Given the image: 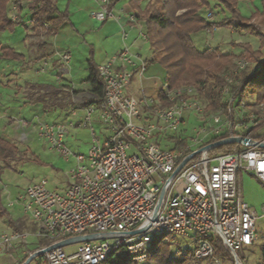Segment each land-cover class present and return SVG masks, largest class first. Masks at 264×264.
Returning <instances> with one entry per match:
<instances>
[{"label": "built area", "instance_id": "1", "mask_svg": "<svg viewBox=\"0 0 264 264\" xmlns=\"http://www.w3.org/2000/svg\"><path fill=\"white\" fill-rule=\"evenodd\" d=\"M93 1L100 7L92 14L95 20L118 19L108 9V0ZM12 10L17 11L14 5ZM214 16L207 11L205 20L218 22ZM11 19L16 21L17 16ZM128 24L130 29L137 24L132 13ZM121 36L125 41L128 31L122 30ZM139 36L147 40L142 30ZM56 55L57 64L44 58L36 72L49 70L58 81L60 67L67 66L72 55L67 49ZM145 61L124 45L97 66L103 82L98 104L76 106L51 122L42 120L41 106L35 113L37 123L17 119L21 142L28 140L32 126L52 151L66 161L73 158L75 164L67 172L64 190H52L41 179L8 201L9 208L21 207L35 230L1 233L0 258L15 261L14 252L22 249L21 255L28 257L20 264H104L112 253L136 264H150L149 244L164 233L187 239L195 264H247L244 251L256 242L259 216L242 198L239 175L246 172L264 183V101L251 93V84H241V73L258 69V64L238 58L233 71L223 75L226 106L207 112L192 85L168 89L165 81L163 100L127 93L135 75L144 73ZM186 114L200 116L201 136L187 144V151L162 147L160 139L176 131ZM83 128L90 131L92 140L86 153H75L65 139L71 130ZM216 137L240 141L235 142L236 150L213 153L210 140ZM86 236L95 238L44 251L58 242ZM30 238L37 243L33 249ZM214 239L220 241L228 259L215 256ZM40 240L51 244L41 245ZM71 245L76 248L65 251Z\"/></svg>", "mask_w": 264, "mask_h": 264}, {"label": "trees", "instance_id": "2", "mask_svg": "<svg viewBox=\"0 0 264 264\" xmlns=\"http://www.w3.org/2000/svg\"><path fill=\"white\" fill-rule=\"evenodd\" d=\"M123 0H108V9ZM131 13L137 22H145L147 42L151 49V58L146 60L148 64H158L166 72V83L168 89L180 87L181 85H192L199 91V96L206 104L207 112H216L226 105L222 103V90L225 87L224 74L231 73L234 68L231 55H223L217 48H208L199 51L193 44L191 35L194 33L209 30L212 27L223 28L230 26L236 33L244 31V27L250 28V18L244 17L239 9L241 0H150L144 11L139 13L140 3L143 0H127ZM211 1H216L229 16L225 21L208 22L202 17V10L208 8ZM22 2H28L29 17L33 34L43 39L35 43L36 59L27 57L17 52L13 47L3 46L0 42V60L21 62L23 66L27 63H35L49 57L51 47L48 38L55 36L62 24L68 18L66 11L59 10L54 0H0V35L6 30L13 31L16 26H24L17 16L12 21V5L18 13L22 8ZM13 3V4H12ZM264 9V0H261ZM19 15V14H18ZM253 34V33H252ZM254 35V34H253ZM259 39L258 49H253L248 43L243 44L242 51L238 58L258 64V69L241 73V84H251L258 101H264V36ZM48 51V53H46ZM233 64V65H232ZM232 65V66H231ZM88 77L86 82L90 86L94 100H85L82 106L98 104L103 96V82L99 77L97 65L90 57L88 60ZM29 91L26 92L28 100L32 103H39L43 106L45 113L70 108L72 97L76 93L66 85H54L51 83H27ZM158 97L163 100V93ZM174 138V137H173ZM222 137L210 140V143L220 141ZM172 149H187L183 139L177 140ZM237 149V144L230 143L215 147L213 153H223ZM23 161L22 155L17 147L9 140L0 135V181L5 169H11V163ZM0 215H8L2 208L0 188ZM17 231H23L26 223L22 220L10 219ZM31 232L35 230L32 223ZM215 247V256L228 259V255L222 249L218 239L212 240ZM32 244V243H31ZM33 249L37 243H33ZM41 245H50L46 240H40ZM175 244V245H173ZM173 247L176 249L173 250ZM260 259L264 264V243L260 245ZM28 256H24L23 259ZM148 257L150 264H193L195 263L194 251L190 247L182 248L177 244L176 239L170 234L156 235L149 244ZM104 264H136L128 257L116 253L110 254Z\"/></svg>", "mask_w": 264, "mask_h": 264}, {"label": "rangeland", "instance_id": "3", "mask_svg": "<svg viewBox=\"0 0 264 264\" xmlns=\"http://www.w3.org/2000/svg\"><path fill=\"white\" fill-rule=\"evenodd\" d=\"M149 2L150 0H143L140 3L139 13L144 11ZM120 4H122V2ZM120 4L118 5V7L120 6ZM242 6L250 12L253 9V5L250 3V0H244L242 2ZM207 11L213 12L215 15L214 19L216 21H219L220 23L222 21H225L226 17L229 16V14L224 11L216 1H211V5L208 8L202 10L201 15L203 18H205ZM8 14L11 17L18 16V12L13 11L12 8L11 12ZM96 23V28L94 27L89 29L94 30L95 33L91 32L88 35L85 33L86 31H83L78 36H65L59 34L60 36L58 35V37H56L57 44L59 46L58 48H68L70 49L73 57H78V59H80L79 61L73 63L74 70L76 69L77 72V75L75 76V82L77 84L83 81L86 77V70L84 69L85 67L83 65V63H85V59L83 55L84 53L86 54V56L89 55V46H92L94 54L96 53V58H104V60L106 57L110 56L123 47L120 36L110 37L106 39L104 38V35L102 33H96V30L100 27L101 22L98 21ZM251 23L252 25L250 28L244 27V31L239 33H236L230 26L217 29L214 26L209 30L194 33L193 35H191V39L197 50L203 51L208 48H217L223 55H231L233 57L232 63H235L240 52L242 51L241 46L243 44L248 43L252 46L253 49H258L260 43L258 37L256 36L258 35L261 38L264 36V15L255 17V19L251 21ZM139 26H141L143 33H146L145 22H139ZM16 27L19 31L16 28L15 31L6 30L2 32L0 35V42L9 47H13L18 52H23V29L20 25ZM26 31L28 35H33V38L31 40L28 39V42L31 41V43H34L41 40V38L34 36V32L31 28L27 27ZM129 31L128 35H130V39L127 42V45L130 44L133 39L138 38L139 36V33L137 31H133L131 34ZM83 35H85L84 38H86V41H83ZM139 39L140 40L138 41L137 45L131 48V50L134 53L140 54L144 59L150 60L151 49L149 43L147 42V40L140 38V36ZM53 40H55V38ZM62 44H64L66 47ZM26 47L29 52L35 51V48L29 43L26 45ZM36 57L38 56L34 55L32 58L36 59ZM39 65L40 62H37L34 65L29 66L30 68L32 67V70H36ZM20 67H22L23 75L26 76L28 81L25 76L20 75V72L13 73L12 71L7 70L13 69V71H15L16 68L14 65L0 61V70H7V73L0 75L1 127H3L4 123L6 122V120H3V112L5 113V110H7L8 114H11L14 117L17 116L19 108L22 104L18 103L15 99L22 100L24 98L26 92L29 91L27 83H33L41 78L43 80L46 78L50 81L55 79L54 75L48 74L49 70L41 74H35V71L27 72V70H29L27 68V65L23 66L21 64ZM166 79V72L161 66H159L158 64H148V70L142 77V84L145 87L146 96L156 99L158 97L157 91L162 87ZM25 81L27 82L25 83ZM90 95V92L86 93V96ZM248 97L251 103L255 101L254 96L250 95ZM57 114L46 113L42 120L50 122L54 121L57 118ZM34 115L35 111H32L30 107H25L22 112V116L26 119H30ZM34 121L35 123L38 122L37 117L34 118ZM199 127L200 116L186 114L184 123L176 131L171 132L169 136L160 139L162 140L160 141V145L164 148H172L174 143H176L177 140L180 139H183L186 144H190L192 139H197L201 136L198 135ZM5 128L10 135L20 134L17 130L13 131L10 127H8L7 122ZM30 130L31 132L29 131L28 140L26 142L23 143L19 140L13 142V144L17 147L19 153L22 155L23 161L12 162L11 169H5L1 175L0 188L2 208L8 215H0V234L3 232L17 231L14 229V225L10 223V219H13L14 221H24L26 223V227L21 232H31V229L33 227L32 221L28 217H25L23 215L21 207L19 205H15L12 208L7 207L6 205L8 201L14 200L18 193L26 188V186H28L29 184L37 182L41 179H45L48 183V187L52 190H64L68 185V181L66 178L67 172L71 168H73L75 164L73 158L69 159V161H66L61 155L52 151L49 148V145L44 140L38 138L32 126L30 127ZM91 140L92 139L90 131L83 128L71 130L70 134L66 137L65 142L71 151L75 153H86ZM239 185L243 200L249 206H251L259 216L256 221V242L250 250L246 249L244 251V255L247 258L246 263L260 264L261 254L259 247L264 243V216H261V207L264 205V183L260 182L249 173L241 172L239 175ZM29 240L30 242H32V244H30V247H33L34 239L30 238ZM176 242L182 248L187 247L190 243L185 238H177ZM75 248L76 245L67 246L65 247V251L70 252ZM174 249L175 248L173 247V250ZM21 251L22 249H18L14 252L15 261L10 260L6 256L1 257L0 264H20L23 260Z\"/></svg>", "mask_w": 264, "mask_h": 264}, {"label": "crops", "instance_id": "4", "mask_svg": "<svg viewBox=\"0 0 264 264\" xmlns=\"http://www.w3.org/2000/svg\"><path fill=\"white\" fill-rule=\"evenodd\" d=\"M54 1L56 2L59 10L67 12L68 18L66 19V21L60 27L59 32L55 36H53L51 38H48L50 40H47L50 43V45H51V47L49 48L48 51L49 52H53L49 57H46L50 64L51 63L57 64V59L58 58H57L56 52L58 50L65 49V48H62V47L58 48L59 46L57 44L56 37H58L59 34L60 35H65V36H67V35H69V36H78L83 31L84 32L86 31L85 33L88 34V35L91 32L95 33L94 30H89L90 28H94L95 25L97 24L96 22H98L97 20H95L93 18L92 14L100 9L98 4L95 3L93 0H54ZM243 1L244 0H241L239 2V4H238L240 12H241V14L244 17L250 18L251 19L250 21H253L255 19V17H257L259 15H264V9L262 7L261 0H250V3L253 5V9H252L251 12L246 10L242 6V2ZM121 2H122V4H120ZM119 4H120V6L118 7ZM112 10L115 13V15L118 17V19L117 20H106V21L101 22V25L96 30V33L97 32L98 33H102L104 35V38H106V39L110 38V37H118V36H120L123 46L127 45V42L130 39V35H128L127 39L125 41H123L122 40V36H121L122 30H125V31H129L130 30L129 31L130 34L133 31H137L139 33V31L142 30L141 26H139V22H137V24L135 25L134 29H130L129 28L128 15L131 13V10H130V7H129V4H128L127 0L120 1L119 3L115 4V6L112 8ZM18 14H19L18 17H19L20 23H22L24 25L22 27L23 32L21 31L23 33V35H24V39H23L24 51L20 52V53L24 54L27 57V60L29 61L34 55H37V54L35 53V51L29 52L27 50V47H26V45L28 43L31 44V46H33L34 48L36 47L35 46L36 42H34V43L33 42L31 43V41L28 42V39L31 40L33 38V35H28V33L26 31L27 27H29V28L31 27V20H30V17H29L30 15H29V9H28V2H22L21 11ZM16 28L17 27H15V29L13 31H15ZM17 30H18V28H17ZM85 35L82 36L83 41H86V38H84ZM34 36H36V35L34 34ZM36 37H38V36H36ZM39 38L42 39V37H39ZM54 38H55V40H53ZM139 40L140 39H139V36H138V38L133 39L131 41V43L128 44L127 46H129L130 48H133V47H135L137 45ZM2 45L3 46H7V45H4V44H2ZM62 45L65 46L64 44H62ZM66 49L70 51V49H68V48H66ZM48 51L46 53H48ZM118 51H116L115 53L111 54L110 56L116 54ZM71 55H72V53H71ZM110 56H108V57H110ZM83 57L85 59L84 60L85 63H83V65L85 67L84 69L86 70V77L79 84H77L75 82V76L77 75V72H76V69L74 70L73 63L76 62V61H79L80 59H78V57H73V55H72V58H71V62L67 66H61L60 67V68H62L61 69L62 74H61L60 79L58 81L56 80V78L54 80H51V81L46 79V78L44 80L41 78V79H38V81H35L37 83H51V84H54V85H66V86L70 87L72 90H74L76 92L73 95V97H72L73 105L70 108L65 109V110H56V111H52L51 112L53 114H57L58 113L57 116H56L57 117L56 120L60 119V116H61V114L63 112L69 111V110H71L72 108H74L76 106L81 107L85 100H94L95 99V96L91 93L89 84L86 82V79L88 77V70H87L88 60L91 57L92 61L98 66L99 63L101 64V62L104 60V58H102V59L96 58V53L94 54L92 46L91 47L89 46V55L86 56V54L84 53ZM108 57H106L105 60ZM145 60H148V59H145ZM0 61L6 62V63H10V64L14 65L15 68H16L15 71H13V69H7V70L12 71L13 73H16V72L19 73L20 72V75H23L22 67H20V65L22 64L21 62L10 61V60H0ZM39 62H41V61H39ZM26 65H27V68L29 69V70H27V72L35 71V74H41L39 72H36L37 69L36 70H32L31 69L32 67L30 68V66H29L30 64L29 63H27ZM7 70L6 69H1L0 70V75L7 73ZM147 70H148V65L146 64V68H145L144 73L141 76L140 75H135V77L133 78L131 84L127 87V89H126L127 93L132 94V95H134L136 97L146 96L145 87L142 84V77L145 75V72ZM23 76H25V75H23ZM25 78H26V76H25ZM27 81H28V79H27ZM27 81H25V83ZM35 82H33V83H35ZM164 83H163V85H164ZM163 85L157 91L158 95L161 92V90L163 88ZM87 92H90L91 95L90 96H86ZM15 100L18 103L22 104L20 106V108H19V112H18L17 116L14 117L11 114H8L7 110H5V113L3 112V120H6L8 127H10L13 131L17 130L16 129L17 119L19 117H23L22 116V112H23L25 107H30L31 110L32 111L34 110L35 113H36V110L41 105L39 103L30 102L28 100L26 94H25V96H24V98L22 100L21 99H19V100L15 99ZM42 108H43V106H42ZM43 112H44V115H46L44 110H43ZM35 117L36 116L34 115L30 119L34 120ZM6 122L4 123L3 127L0 126V135L3 138L9 140L12 143L14 141L15 142L18 141L19 140V134L18 135L17 134L10 135L7 132L6 128H5Z\"/></svg>", "mask_w": 264, "mask_h": 264}, {"label": "water", "instance_id": "5", "mask_svg": "<svg viewBox=\"0 0 264 264\" xmlns=\"http://www.w3.org/2000/svg\"><path fill=\"white\" fill-rule=\"evenodd\" d=\"M239 141H240L239 138H232V139H228V140L218 141V142L214 143L213 146L218 147V146H221V145H224V144H230V143H235V142H239ZM187 160L188 159L184 160L180 164L178 170H180L182 168V166L187 162ZM135 233H136L135 231L132 232V234H135ZM94 238H95L94 236H86V237H79L77 239H69V240L61 241V242H58V243L46 248L44 251H49V250H51L53 248H56V247H62L64 245H66L67 243H70V242H73V241H77V242H79V241H88V240L94 239Z\"/></svg>", "mask_w": 264, "mask_h": 264}]
</instances>
